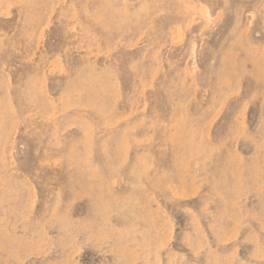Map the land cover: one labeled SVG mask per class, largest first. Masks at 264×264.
I'll use <instances>...</instances> for the list:
<instances>
[{"label":"rangeland","instance_id":"1","mask_svg":"<svg viewBox=\"0 0 264 264\" xmlns=\"http://www.w3.org/2000/svg\"><path fill=\"white\" fill-rule=\"evenodd\" d=\"M0 264H264V0H0Z\"/></svg>","mask_w":264,"mask_h":264}]
</instances>
